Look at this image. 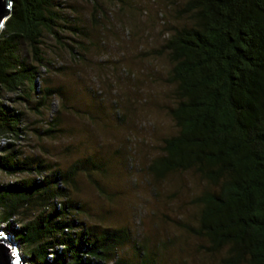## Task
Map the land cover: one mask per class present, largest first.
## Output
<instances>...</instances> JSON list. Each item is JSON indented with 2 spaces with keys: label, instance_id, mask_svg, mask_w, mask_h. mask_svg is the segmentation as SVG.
Returning a JSON list of instances; mask_svg holds the SVG:
<instances>
[{
  "label": "trees",
  "instance_id": "1",
  "mask_svg": "<svg viewBox=\"0 0 264 264\" xmlns=\"http://www.w3.org/2000/svg\"><path fill=\"white\" fill-rule=\"evenodd\" d=\"M11 3L0 32V138L8 140L0 147V174L14 180L0 182V221L25 248L27 264H158L155 249L147 240L139 245L128 229L78 221L81 206L71 195L77 177L91 178L101 166L87 158L61 170L12 142L24 131L17 104L40 114L59 95L38 82L43 39L62 45L65 16L54 0ZM179 14L181 24L159 51L171 66L165 82L173 88L176 131L163 139L147 173L156 183L191 173L206 185L189 200L194 223L180 224L202 241L205 255H220V264H264V0H185ZM58 123L53 118L38 133L52 138Z\"/></svg>",
  "mask_w": 264,
  "mask_h": 264
},
{
  "label": "rangeland",
  "instance_id": "2",
  "mask_svg": "<svg viewBox=\"0 0 264 264\" xmlns=\"http://www.w3.org/2000/svg\"><path fill=\"white\" fill-rule=\"evenodd\" d=\"M54 1L65 16L63 43L45 35L47 66L40 68L38 86L59 95L40 114L33 103L30 109L17 104L25 115L24 131L12 142L24 155L61 170L87 158L101 166L91 178L77 177L71 195L81 206L79 222L128 229L139 245L147 240L150 251L155 249L158 264H220V255H205L202 241L180 225L194 223L197 210L189 200L206 185L191 173L156 183L146 168L163 139L176 131L169 116L173 88L165 82L171 66L159 51L169 31L181 24L185 0ZM70 47L78 55L72 56ZM53 118L60 132L40 135ZM4 141L0 138V147ZM13 180L0 174V182ZM6 227L0 221V231L6 233ZM24 249L19 245L22 257ZM124 252L125 258L133 255L130 247Z\"/></svg>",
  "mask_w": 264,
  "mask_h": 264
},
{
  "label": "water",
  "instance_id": "3",
  "mask_svg": "<svg viewBox=\"0 0 264 264\" xmlns=\"http://www.w3.org/2000/svg\"><path fill=\"white\" fill-rule=\"evenodd\" d=\"M11 5V0H0V32L10 17ZM26 261L18 252L17 242L0 232V264H27Z\"/></svg>",
  "mask_w": 264,
  "mask_h": 264
},
{
  "label": "clouds",
  "instance_id": "4",
  "mask_svg": "<svg viewBox=\"0 0 264 264\" xmlns=\"http://www.w3.org/2000/svg\"><path fill=\"white\" fill-rule=\"evenodd\" d=\"M2 234H4L5 236H8L10 239H12V240H14V238H13V236L11 235V234H9V233H5L4 231H0ZM11 236V237H10ZM15 241V240H14ZM17 245H18V248H19V244L17 243Z\"/></svg>",
  "mask_w": 264,
  "mask_h": 264
},
{
  "label": "built area",
  "instance_id": "5",
  "mask_svg": "<svg viewBox=\"0 0 264 264\" xmlns=\"http://www.w3.org/2000/svg\"><path fill=\"white\" fill-rule=\"evenodd\" d=\"M3 139H5V138H3ZM5 142H6V141H4V142L2 143L1 147L5 146Z\"/></svg>",
  "mask_w": 264,
  "mask_h": 264
}]
</instances>
